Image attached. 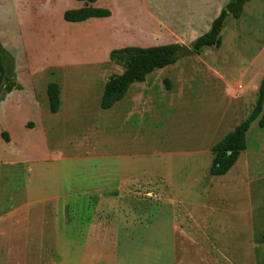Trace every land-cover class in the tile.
<instances>
[{
  "label": "rangeland",
  "instance_id": "obj_1",
  "mask_svg": "<svg viewBox=\"0 0 264 264\" xmlns=\"http://www.w3.org/2000/svg\"><path fill=\"white\" fill-rule=\"evenodd\" d=\"M183 3L99 0L90 6L110 17L67 23L82 2L0 0L7 75L21 88L0 97V264H264V130L254 122L235 165L209 175L211 147L264 83V0L228 19L219 48L179 55L99 105L123 71L112 50H193L209 31L190 29L196 15L182 22Z\"/></svg>",
  "mask_w": 264,
  "mask_h": 264
},
{
  "label": "trees",
  "instance_id": "obj_2",
  "mask_svg": "<svg viewBox=\"0 0 264 264\" xmlns=\"http://www.w3.org/2000/svg\"><path fill=\"white\" fill-rule=\"evenodd\" d=\"M83 6L67 10L63 20L67 23H84L91 19L110 17L108 9L90 6L99 0H75ZM249 0H230L219 15L212 21L210 29L192 43L195 54L205 49L219 48L222 43V31L230 17L238 20L242 17L245 5ZM180 46L177 44L158 45L150 47L127 46L112 50L109 61L122 68V73L108 78L100 99V108L109 110L120 102L136 83H143L146 77L158 69L176 64L179 60ZM20 86L7 75V54L0 42V97L20 90ZM48 111L51 114L59 112L61 107L60 87L57 83H49L46 88ZM264 83L257 91L254 106L249 115L231 132L210 149L213 159L209 168L210 176L225 175L237 162L240 153L246 150V134L250 126L256 122L259 129L264 130ZM8 142L7 134H2ZM264 244V235L262 236ZM259 263V262H258Z\"/></svg>",
  "mask_w": 264,
  "mask_h": 264
},
{
  "label": "crops",
  "instance_id": "obj_3",
  "mask_svg": "<svg viewBox=\"0 0 264 264\" xmlns=\"http://www.w3.org/2000/svg\"><path fill=\"white\" fill-rule=\"evenodd\" d=\"M229 1H225V0H190V1L184 0V3L182 4L183 6L182 10L180 12L176 11V13L181 15V20L183 23L187 22L186 19L189 17V14L193 15V17L194 15H196V19H194V22L192 21L190 22L191 23L190 26H192L190 27V29H201V30L208 29L209 30V24H211L212 21L219 15L221 10L225 8V6L229 3ZM222 2L224 3L221 4ZM250 2H248L245 6L243 16H245L247 5H249ZM214 7H218L219 11L216 15H213L212 17L213 19L209 20L207 16H210V13L212 12L211 10L214 9ZM6 218H7L6 212L0 215V230L1 228L5 230Z\"/></svg>",
  "mask_w": 264,
  "mask_h": 264
},
{
  "label": "water",
  "instance_id": "obj_4",
  "mask_svg": "<svg viewBox=\"0 0 264 264\" xmlns=\"http://www.w3.org/2000/svg\"><path fill=\"white\" fill-rule=\"evenodd\" d=\"M191 54H193V50H190L186 47H181L179 50V55H181V56H188Z\"/></svg>",
  "mask_w": 264,
  "mask_h": 264
}]
</instances>
